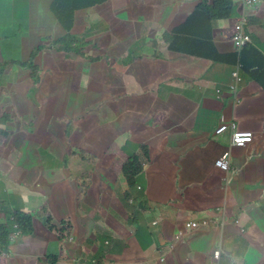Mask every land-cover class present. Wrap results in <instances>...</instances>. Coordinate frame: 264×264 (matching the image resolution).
I'll list each match as a JSON object with an SVG mask.
<instances>
[{
	"label": "crops",
	"instance_id": "crops-1",
	"mask_svg": "<svg viewBox=\"0 0 264 264\" xmlns=\"http://www.w3.org/2000/svg\"><path fill=\"white\" fill-rule=\"evenodd\" d=\"M201 1L108 0L79 10L73 32L97 44L88 57L100 63L61 59L46 42L36 82L26 62L43 38L66 34L56 0H0V225L17 211L35 217L33 235L12 239L0 264H215V250L219 264H264V90L256 80L264 75H243L241 66L237 83L241 62L214 61L236 52L235 20L246 14L257 51L245 63L264 59V0L255 8L234 0L232 17L213 21L212 41L199 43L201 56L192 55L194 42L170 51L164 35ZM12 109L20 125L11 130L2 120ZM223 122L254 141L233 146L230 131L216 134ZM226 154L229 172L215 165ZM134 155L149 161L127 207L122 167ZM45 206L55 225L71 222L69 239L46 227ZM204 219L217 223L185 229Z\"/></svg>",
	"mask_w": 264,
	"mask_h": 264
},
{
	"label": "trees",
	"instance_id": "trees-1",
	"mask_svg": "<svg viewBox=\"0 0 264 264\" xmlns=\"http://www.w3.org/2000/svg\"><path fill=\"white\" fill-rule=\"evenodd\" d=\"M106 1L108 0H56V4H54L52 11L56 18L59 20L60 24L64 27L66 34L65 36L55 41H51V38H43V42L41 43V45H39V47L33 52V54L31 55V59L26 62V65L24 66V68L26 69L25 72L29 73L33 80H35L36 82H40V79H38L39 77L37 76V70L39 69V66L36 64L35 57L39 55V52L41 50L46 48V42L50 43V47L55 48L54 50L57 51L61 59H65V57L69 56V58L72 57L81 61H84L85 59V62L90 61L96 63L95 65H98L101 59L88 57L84 50L87 47H95V45L97 44L94 45L88 41L82 43L79 38L82 37V35L74 34L73 29L77 11L94 9L99 5L104 4ZM234 2V0H202L195 7V10L189 15L188 19L180 27L164 35V41L168 46V49L170 51L188 52L187 50L191 49L189 48L191 46V42H194L195 50L193 51L192 55L201 56L203 54V51L199 43L203 44L202 40L207 39L208 33L211 37L213 21L232 17L236 6V3ZM193 24H195V29L191 26ZM201 34L203 36H201ZM188 37L191 38L188 40ZM83 40H85V38ZM207 40L212 41V39ZM250 50L257 51L254 48L253 44L246 45L240 52L237 51V53L241 54L240 60L238 59V54L236 52H234V54L232 55H222L217 52L215 53L216 59H214V61L218 60L225 63H228V61H230L232 62V64H238V62H241V66H243V69L245 70V72H243V75L248 71L251 76H255L259 73H262L264 75V59L259 61L255 60V63L250 62L249 65L245 63V54L248 55ZM133 59L134 57H131V59L128 58L126 61H123L125 66L130 65ZM93 77L97 80L101 79L100 70L97 72L94 71ZM256 80L262 84V89L264 90V80H259V78H256ZM236 82L238 83L240 81ZM5 119L6 118H4L2 121L5 122ZM72 122L73 121L71 119L68 121L69 125L66 130L67 139H69V137L71 136V131L73 130ZM146 149L147 148L143 150ZM80 155L82 156L83 153L81 152ZM145 157L149 158L147 154H145ZM148 161L149 160H145L143 162V159L134 155L130 156L122 167V177L124 178L127 185V190L125 191L123 202L127 207L128 203L136 202L132 198L131 191L135 186L139 185V177L144 172ZM138 200L144 203V196L138 197ZM140 201L138 203L141 206ZM44 214H46L48 217L46 220L44 218L46 227L51 232H55L58 235L59 240H66L70 237L72 224L69 220H63L60 225L54 226L51 224V221L53 219L51 218L50 212H48V210H45ZM34 220V215L23 213L21 211L8 214V222L0 225V250H2L0 251V255H2L3 253L10 254L11 251L9 249V246L11 244V237L16 231H18L20 236L22 235V237H30L31 235H33V233L35 232ZM97 264H100V262H98Z\"/></svg>",
	"mask_w": 264,
	"mask_h": 264
},
{
	"label": "built area",
	"instance_id": "built-area-1",
	"mask_svg": "<svg viewBox=\"0 0 264 264\" xmlns=\"http://www.w3.org/2000/svg\"><path fill=\"white\" fill-rule=\"evenodd\" d=\"M247 7H254L259 0H241ZM243 20L239 21L235 24L234 32L232 34V40L236 46V50L240 52L246 45L252 42V38L249 32L246 31V24L244 22H247V17L245 15H242L241 17ZM237 67V72L234 73V78L236 81H241V77L239 74V67ZM227 131H230L231 133V144L236 147H244L254 141V134L250 131H243L241 130L238 125L235 122L226 123L223 122L219 125V127L216 130V134H223ZM229 154H226L222 158H219L216 160L215 165L223 170L224 172H229L230 170V164H229ZM216 222L214 220H200L197 222H189L186 224V228L188 230H198L201 228H206L214 225ZM17 227V226H16ZM20 234L18 231L12 235L11 240L15 237H19ZM181 234L177 236V238H180ZM215 258L218 260L217 263L219 264V260L221 258V252L220 250H215Z\"/></svg>",
	"mask_w": 264,
	"mask_h": 264
},
{
	"label": "rangeland",
	"instance_id": "rangeland-1",
	"mask_svg": "<svg viewBox=\"0 0 264 264\" xmlns=\"http://www.w3.org/2000/svg\"><path fill=\"white\" fill-rule=\"evenodd\" d=\"M246 15H247V14H246ZM230 18H231V17H230ZM225 19H228V18H225ZM220 20H221V19H220ZM242 20H243V19H242L241 17H239V18L237 17V19L235 20V22H239V21H242ZM246 23H248V22L245 21L244 24H246ZM79 38H80V40H81L82 43H85L86 41H88V40L86 39L85 36H83V37H79ZM84 38H85V40H83ZM92 43L95 44V42H92ZM101 46H102V45H101ZM99 47H100V45H99ZM89 48H90V47H87V48L84 49V50H85V53H86L87 56H89ZM44 49H46V48H44ZM44 49H43V50H44ZM39 54H40V53H39ZM103 55H104V54H103ZM35 58H36V60H37V59H38V56L35 57ZM30 59H31V57H30ZM30 59H29V60H30ZM29 60H28V61H29ZM36 60H35V61H36ZM28 61H27V62H28ZM40 67H41V66H40ZM53 69H55L54 66L50 64L47 70L51 71V70H53ZM4 70H7V69L4 68ZM50 74H51V73H50ZM101 74H103L102 71H101ZM28 76H29V75H28ZM37 76H39V69L37 70ZM27 78H28L29 80H33L31 76H29V77H27ZM14 107H15V105H14ZM95 108H96V109H103V108H104V104H99L98 106H95ZM9 112H10V114H9V115L7 114L9 117H6L5 120H6L7 122H10V124H11L10 127H11V130H12V129H15V127H14L15 125H17V126L20 125V123H19L20 121L17 122V120H16V117H17V115H16V113H17V112H16V109H14V110H13V109H12V110H9ZM0 113H1V112H0ZM15 122H16V123H15ZM4 130H5V129H4ZM7 130H10V128H8ZM137 146H138V143L135 142V141H133V142H132V145H131L132 149H135ZM43 153H44V152H43ZM41 154H42V153H41ZM44 154H45V153H44ZM42 158H43V160L46 159L47 162H52V159H51L49 156L46 157V156H43V154H42ZM28 162H29L28 164H29V166H30L31 163H32L31 158H28ZM29 166H28V167H29ZM17 171L19 172V167H18V166H17ZM7 202H8V204H10V203H9V200H8ZM44 210H48V212H50V211H49V208H48L47 206H45L44 208L41 209V211H44ZM9 214H10V213H9ZM44 215H45V217L43 216V219L45 218V220H46L48 217H47L46 214H44ZM51 222H52V221H51ZM51 224L54 225V226H56L53 222H52ZM57 229H58V228H57ZM54 233H55V232H54ZM55 234H56V233H55ZM56 235H57V234H56ZM57 236H58V235H57ZM17 238H19V237H17ZM68 239H69V238H68Z\"/></svg>",
	"mask_w": 264,
	"mask_h": 264
},
{
	"label": "clouds",
	"instance_id": "clouds-1",
	"mask_svg": "<svg viewBox=\"0 0 264 264\" xmlns=\"http://www.w3.org/2000/svg\"><path fill=\"white\" fill-rule=\"evenodd\" d=\"M240 2H241V0H240ZM259 2H261V0H259ZM259 2L254 6V7H249V8H255L258 4H259ZM240 4V3H239ZM245 17H247L246 15H245ZM247 24H246V31L247 32H249L250 34H251V32H250V30H249V19H248V17H247ZM237 23V22H236ZM235 23V24H236ZM235 27V26H234ZM233 32H234V28H233ZM249 44H253V40H252V42L251 43H249ZM236 53H237V50H236ZM239 67H241V64H240V66ZM235 73V72H234ZM239 74H240V69H239ZM241 77V76H240ZM3 117V116H2ZM7 135V134H6ZM207 220H210V219H207ZM214 220V219H213ZM216 223H217V220H214ZM216 223L214 224V225H216ZM214 225H212V226H214ZM212 226H210V227H212ZM206 228H209V227H206ZM185 229H187L186 228V225H185ZM201 229H205V228H201ZM198 230H200V229H198ZM196 231V230H195ZM221 252V251H220ZM222 253V252H221Z\"/></svg>",
	"mask_w": 264,
	"mask_h": 264
}]
</instances>
